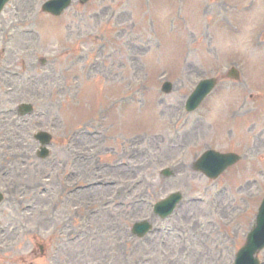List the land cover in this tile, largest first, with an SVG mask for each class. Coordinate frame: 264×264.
<instances>
[{
  "label": "rangeland",
  "instance_id": "rangeland-1",
  "mask_svg": "<svg viewBox=\"0 0 264 264\" xmlns=\"http://www.w3.org/2000/svg\"><path fill=\"white\" fill-rule=\"evenodd\" d=\"M45 1L11 0L0 14V264H231L264 194V0H74L58 17ZM233 65L240 83L226 78ZM211 76L220 87L187 113L185 97ZM22 103L34 112L19 116ZM40 130L53 135L46 159ZM208 147L244 160L210 181L192 168ZM175 191L180 212L155 217ZM143 218L161 233L134 237Z\"/></svg>",
  "mask_w": 264,
  "mask_h": 264
},
{
  "label": "water",
  "instance_id": "water-1",
  "mask_svg": "<svg viewBox=\"0 0 264 264\" xmlns=\"http://www.w3.org/2000/svg\"><path fill=\"white\" fill-rule=\"evenodd\" d=\"M210 83H211V82H208V81H204V82L202 83V85L200 86V89L198 90V96L201 95V94H203L206 90H208V88L210 87ZM225 158H226V160H221V162H223L224 165H227V164H229V163L231 162V159H230L228 156H225ZM225 158H224V159H225ZM203 161H204V159H202V160H200V161L197 162V167H198V168H200L201 163H203ZM172 200L174 201L175 198H173ZM262 210H264V206H263V209H262ZM262 210H261V212H262ZM260 216H261V215H260ZM257 231H258V228H256L255 231L253 232L250 241H254V239H255V233H256ZM247 249H250V248H245V249L242 251V254L247 253ZM250 254H251V253H250ZM256 263H257V262H256V260H255V261L253 262V264H256Z\"/></svg>",
  "mask_w": 264,
  "mask_h": 264
},
{
  "label": "bare ground",
  "instance_id": "bare-ground-1",
  "mask_svg": "<svg viewBox=\"0 0 264 264\" xmlns=\"http://www.w3.org/2000/svg\"><path fill=\"white\" fill-rule=\"evenodd\" d=\"M251 120H253V118H250ZM87 191H89V192H91L92 193V191L91 190H87ZM96 193V192H95Z\"/></svg>",
  "mask_w": 264,
  "mask_h": 264
}]
</instances>
